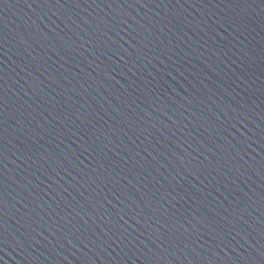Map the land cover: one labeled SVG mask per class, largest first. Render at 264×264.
<instances>
[{"label":"water","instance_id":"obj_1","mask_svg":"<svg viewBox=\"0 0 264 264\" xmlns=\"http://www.w3.org/2000/svg\"><path fill=\"white\" fill-rule=\"evenodd\" d=\"M0 264H264V0H0Z\"/></svg>","mask_w":264,"mask_h":264}]
</instances>
